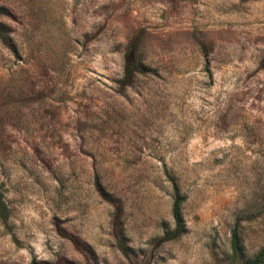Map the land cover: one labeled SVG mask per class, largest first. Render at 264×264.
<instances>
[{
	"label": "rangeland",
	"instance_id": "rangeland-1",
	"mask_svg": "<svg viewBox=\"0 0 264 264\" xmlns=\"http://www.w3.org/2000/svg\"><path fill=\"white\" fill-rule=\"evenodd\" d=\"M0 29V264H244L264 247V0H0ZM173 183L183 229L165 238Z\"/></svg>",
	"mask_w": 264,
	"mask_h": 264
},
{
	"label": "trees",
	"instance_id": "trees-1",
	"mask_svg": "<svg viewBox=\"0 0 264 264\" xmlns=\"http://www.w3.org/2000/svg\"><path fill=\"white\" fill-rule=\"evenodd\" d=\"M0 38L3 43H5L9 48H12L11 45L7 42L5 36L3 35L2 30L0 29ZM139 34L135 33L129 40L127 48L124 53L123 63H122V74L118 81L119 86L122 88L130 83L134 74L141 70L140 60L138 58V43H139ZM97 189L100 190L99 183L96 181ZM182 201V196L179 195L178 189L175 183H173V201L171 205V216L173 219V229L168 234L165 235V238H173L178 236L183 229L182 215L180 211V204ZM8 214V207L4 200L2 191L0 190V220L4 222ZM118 243L121 248H123V242L120 237H118ZM230 247H231V256L235 260L236 256L240 250V243L238 233L236 228H233L230 235ZM264 257V247L259 249V251L244 264H259Z\"/></svg>",
	"mask_w": 264,
	"mask_h": 264
}]
</instances>
